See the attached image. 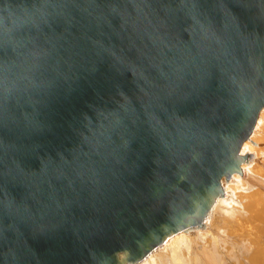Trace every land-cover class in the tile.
Segmentation results:
<instances>
[{
	"label": "water",
	"instance_id": "1",
	"mask_svg": "<svg viewBox=\"0 0 264 264\" xmlns=\"http://www.w3.org/2000/svg\"><path fill=\"white\" fill-rule=\"evenodd\" d=\"M0 81V264L134 263L248 159L264 0H0Z\"/></svg>",
	"mask_w": 264,
	"mask_h": 264
},
{
	"label": "bare ground",
	"instance_id": "2",
	"mask_svg": "<svg viewBox=\"0 0 264 264\" xmlns=\"http://www.w3.org/2000/svg\"><path fill=\"white\" fill-rule=\"evenodd\" d=\"M24 23V20H20L19 21V27ZM23 29V28H22ZM44 35L47 34L43 33ZM264 141V109L260 112L259 117L257 119V123L254 127V130L251 134V136L243 143L241 149H240V154L241 155H248V159L247 161H245L244 163L241 164L240 166V174H234L232 175L229 179H225L222 178L221 179V185L224 191V196H219L216 198L214 205L212 206V209H210V215L205 216L203 218V220L207 219L206 224H204V228L201 229L202 227H192L191 230L189 231H179L178 233L168 237L162 244H160L159 246L155 247L152 249V251H150L148 253V255H146L144 258L141 259H135L134 263H130V262H125L124 264H145L148 262V264H171L173 262H175L174 264H181V262H183L184 264H200L202 263H206L207 261H210V254L208 253V249L209 250H213L215 252L216 249V242L217 240H214L215 238H217V234L218 230L216 229V227H223V229L225 228H229V226L231 225L228 221L226 222V225L224 224V219H223V223H221L219 220L222 219L225 215V212L228 210L225 207V204H223L222 200L220 201L219 199L224 198L225 197V192H227L228 196L230 191L232 192H236L237 190L240 191V189H245L247 188L248 191L247 193L250 191V193H248L249 197H251L250 199L247 198V200H251L253 201V199L257 196L258 197V201H262L264 202V200L262 198H264L263 194L264 192L261 190L262 185H264L263 183L260 182V180L256 179V178H252L251 175H249L248 171L251 172H257L260 173V171L264 170V160L261 162L259 160H257V158H259L262 154V148L260 147V142ZM255 153V154H254ZM257 155V157H256ZM259 156V157H258ZM261 159V157H260ZM150 164L148 165L149 167H138L136 170H134L132 173L139 177L140 175L142 176V174H145L147 172L152 171L154 164H156V162L154 160H150ZM165 169L168 170L169 166L171 165V163L169 161H164L163 162ZM101 167L103 169H106L107 171H109V168H107L104 164H101ZM253 174V173H252ZM256 174V173H255ZM261 174V173H260ZM259 175V174H258ZM255 177V176H254ZM231 182V183H230ZM246 182V183H245ZM230 183V184H229ZM262 184V185H261ZM246 189V190H247ZM263 189V188H262ZM112 191V190H111ZM237 191V193L239 192ZM242 191V190H241ZM245 193V191L243 192ZM246 193V194H247ZM137 189H133L132 190V194L130 195V197L132 199L137 198L138 196L141 195V193L139 195H137ZM239 195V194H238ZM240 196V195H239ZM238 196V198H239ZM247 196V195H246ZM231 197V196H230ZM256 197V198H257ZM236 198V197H235ZM244 198V197H243ZM246 198V197H245ZM231 198H228V200ZM233 199V198H232ZM231 199V200H232ZM230 200V201H231ZM235 200V199H234ZM227 201V202H230ZM255 201V200H254ZM154 201H149L147 203H153ZM222 203L218 206L217 208V204ZM244 203V202H243ZM255 205V204H254ZM262 205V204H261ZM234 207V206H233ZM230 208V207H229ZM233 209V208H232ZM246 209V208H245ZM242 210V209H241ZM246 211V210H245ZM208 212V214H209ZM221 212H223L221 214ZM248 212V211H247ZM260 213V212H259ZM262 213V212H261ZM216 214L215 216V220L212 221L213 215ZM219 214V215H218ZM218 215V216H217ZM253 215V214H252ZM255 215V214H254ZM253 215V216H254ZM212 216V217H211ZM240 216V215H239ZM211 217V218H210ZM252 217V216H251ZM262 218V217H261ZM232 219V217H231ZM248 219V218H247ZM253 219V218H252ZM202 220V223H203ZM233 220V219H232ZM238 220V219H237ZM257 220V219H256ZM247 221V220H246ZM258 221V220H257ZM260 223V222H259ZM239 226H242L241 224L243 223H238ZM251 224V223H250ZM256 224V223H255ZM229 225V226H227ZM249 225V224H248ZM258 225V224H257ZM232 226V225H231ZM255 228V227H254ZM261 228V227H260ZM263 228V227H262ZM230 229V228H229ZM249 229V228H248ZM259 229V228H258ZM200 230V232H199ZM253 232V230H251ZM199 232V233H197ZM232 232V231H231ZM240 232L243 233L241 231L240 228ZM264 232V231H262ZM233 233V232H232ZM220 235V234H219ZM256 235V234H254ZM258 235V234H257ZM256 235V236H257ZM261 235V234H260ZM221 236V235H220ZM258 237V236H257ZM262 237V236H261ZM219 239V238H217ZM222 239V237H221ZM249 239V238H248ZM176 240V241H175ZM211 242H210V241ZM258 242V238L256 239ZM173 241H175V243H172ZM223 241V240H222ZM253 241V240H252ZM200 242H203V245H201V247L199 248V244ZM205 242V243H204ZM223 242H227V241H223ZM250 242V241H249ZM237 243V242H236ZM263 244V243H262ZM222 245V243H221ZM223 246V245H222ZM228 246H230L228 244ZM263 246V245H262ZM231 247V246H230ZM254 248V246H252ZM229 248V247H228ZM234 249V248H233ZM231 251V249H229ZM160 251H165V253L167 254V256H165L163 253L160 254ZM217 251V250H216ZM220 251V250H219ZM222 251V250H221ZM233 252V250L231 251ZM235 253V250H234ZM254 253V252H253ZM160 254V256H159ZM177 254V255H176ZM230 254V253H229ZM218 255V254H217ZM224 255V253H223ZM232 255V254H231ZM262 255V254H261ZM219 256V255H218ZM123 255H121L120 259H122ZM252 257V256H251ZM262 256H260L261 258ZM253 258V257H252ZM133 259V260H134ZM162 259H166L168 262H166L165 260ZM222 259V258H221ZM257 259V258H256ZM255 259V260H256ZM213 260V259H212ZM224 260V259H223ZM250 260V259H249ZM248 260V261H249ZM259 260V259H258ZM220 261H218L219 263ZM223 264V261H221ZM226 262V261H225ZM250 262V261H249ZM256 262V261H255ZM204 263V264H205ZM212 263V262H211ZM207 264V263H206ZM209 264V263H208ZM213 264V263H212ZM216 264V263H215ZM261 264V262H260Z\"/></svg>",
	"mask_w": 264,
	"mask_h": 264
},
{
	"label": "rangeland",
	"instance_id": "3",
	"mask_svg": "<svg viewBox=\"0 0 264 264\" xmlns=\"http://www.w3.org/2000/svg\"><path fill=\"white\" fill-rule=\"evenodd\" d=\"M260 144L261 145H260L259 148H262V154L259 155L261 157V159L258 156L259 158H257V160L262 162L264 160V141L260 142ZM256 157H257V155H256ZM248 172H249V175H251L252 178H256V179L260 180L261 183L264 184V170L260 171L261 174L257 173V172H251V171H248ZM258 188H261V190L264 192V185H262L261 187H258ZM246 189L247 188H245V189L242 188V189H240V191L237 190V191H239L238 193H237V191L235 193L230 191L229 196H228L227 192H225V194H226L225 197L219 199L220 201L222 200V202L225 201V202H223V204H225V207L228 209L225 212L224 217L222 219H220L219 221L221 223H223V219H224V224L225 225H226V222L228 221L232 226L231 225L230 226L227 225V226H229L230 229L229 228L223 229V227H221V226L220 227H216V229L218 230V233L221 236L219 234H217V236H218L217 238H219V239H217V238L214 239V240H217L215 252L213 250H209L208 249V253L209 254L211 253L210 256H208V257H210L211 259H210V261L206 262L207 264L208 263L209 264H212V263L213 264H215V263L216 264H222L221 261H223V264H260V262H261V264H264V232H262V231H264V202H262L260 200L258 201V197L257 196H256L257 198L255 197L253 199V201H251V200L248 201L247 198L250 199L251 197H249L250 195L248 194V193H250V191L247 193L248 189L247 190ZM244 191H245V193H243ZM238 196H239V198H238ZM263 196H264V194H263ZM228 198H231V199L233 198V199L232 200L231 199L228 200ZM262 199L264 200V198H262ZM227 201H230V202H227ZM220 204H222V203H220ZM220 204L218 202L217 208H218V206ZM222 213L223 212H221V214ZM252 214L253 215L255 214V215L253 216ZM215 216H216V214L213 215L212 221L215 220ZM231 217H232L233 220L231 219ZM238 223H243V224H241L242 226H239ZM240 228H241V231L243 233L240 232ZM251 230H253V232ZM199 232H200V230H199ZM199 232H197V233H199ZM254 234H256V235L258 234L257 235L258 237L256 235H254ZM221 237H222V239H221ZM257 238H258L259 242L256 240ZM222 240L223 241H227V242H223ZM175 241H173L172 243H175ZM221 243H222L223 246L221 245ZM228 244L231 247L228 246ZM201 245H203V242H200L199 248L201 247ZM252 246H254V248ZM229 249H231V251L233 250V252H231ZM234 250H235V253H234ZM161 253H163L165 256H167L165 251H160V254ZM223 253H224V255H223ZM160 254H159V256H160ZM260 256H262V257L260 258ZM162 260H165L166 262H168L166 259H162ZM218 261H220V262L218 263ZM174 263L175 262H173L171 264H174ZM204 263L201 262L200 264H204ZM145 264H148V262L145 263ZM161 264H164V263H161ZM181 264H184V263L181 262Z\"/></svg>",
	"mask_w": 264,
	"mask_h": 264
},
{
	"label": "clouds",
	"instance_id": "4",
	"mask_svg": "<svg viewBox=\"0 0 264 264\" xmlns=\"http://www.w3.org/2000/svg\"><path fill=\"white\" fill-rule=\"evenodd\" d=\"M4 11H8L7 7H5V8H4ZM9 15L11 16V15H12V13H11V12H9ZM2 84H4V81H0V85H2ZM6 91H7V89H6Z\"/></svg>",
	"mask_w": 264,
	"mask_h": 264
}]
</instances>
